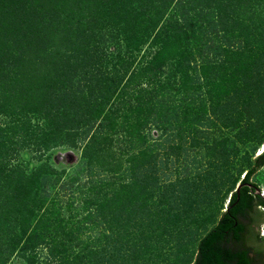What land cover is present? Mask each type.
<instances>
[{
  "label": "trees",
  "instance_id": "obj_1",
  "mask_svg": "<svg viewBox=\"0 0 264 264\" xmlns=\"http://www.w3.org/2000/svg\"><path fill=\"white\" fill-rule=\"evenodd\" d=\"M97 1L100 7L89 6L93 0H74L77 8L54 16L48 8L50 15L29 23L26 45L23 38L15 39L23 52L15 55L13 65L20 62L24 76L37 52L45 50L56 73L52 88L36 97L32 111L13 117L10 126L0 125V237L14 236L4 248L0 241V264L8 259L9 245L27 250L25 264H138L145 252L156 250L152 244L158 240L147 233L160 228L163 234L170 222L185 219L179 211H185L188 187L171 182L154 189L166 176L154 170L155 153L166 151V142L168 151L174 150L172 139L179 132L186 141L190 138L191 115L201 118L193 127L197 137L211 127L210 115L216 111L204 109L208 83L216 93L228 94L221 100L223 125L243 129L237 141L264 137V0ZM2 24L0 43L6 51L4 43L11 42L13 32ZM31 36L38 39L39 50L33 49ZM238 37L248 41L242 44ZM38 114L43 121L35 123ZM151 127H164L165 144L150 137ZM17 137L34 139L44 150L65 143L72 149L83 146L85 177L74 172L66 178L62 171L14 163ZM144 155L151 157L146 188ZM246 158L238 159L225 146L219 158L224 179ZM263 165L264 150L240 182L251 181ZM254 194L244 185L239 193L231 191L226 210L199 238L192 264H252L244 231ZM260 204L264 207L261 198ZM262 222L264 217L259 227ZM112 226L121 234L133 228L126 235L136 239L129 256L125 236L111 240ZM255 237L264 242L259 229ZM168 258L163 264L188 260Z\"/></svg>",
  "mask_w": 264,
  "mask_h": 264
},
{
  "label": "rangeland",
  "instance_id": "obj_2",
  "mask_svg": "<svg viewBox=\"0 0 264 264\" xmlns=\"http://www.w3.org/2000/svg\"><path fill=\"white\" fill-rule=\"evenodd\" d=\"M93 2H90L89 6L96 5V7H100V1L93 0ZM69 7L71 9L77 8L74 0H0V21H3L4 24L2 25L8 26L13 32L10 36L11 42L5 41L4 43V46L8 47V50L4 51L2 43H0V59L1 57L6 58L3 62L0 61V109L5 110V112H0L1 126H10L14 122L13 117L26 115L28 111H32L37 104L36 97H42L48 89L52 88L51 84L54 81L52 76L56 73L54 68L50 67V54L45 52V50L43 54L37 52V56L35 55L32 65L30 64V72L24 76V69L20 68V62L16 63L19 67L13 65L15 55L17 56L23 52L22 44L19 47L15 44V41L21 37L26 40L22 42L26 45L31 31V25L29 23L34 24L40 16L43 19L46 18L45 15L49 14L48 8H50L51 14L54 16L58 10H66L69 12ZM261 16L264 17V11ZM244 28L245 25L244 27L241 26L236 29L240 31ZM236 31L238 32V30ZM240 39L238 37V40L242 44L248 41V38L244 40ZM30 42L34 50H39L40 46L36 37L31 36ZM105 43L107 42L104 41L102 44ZM260 43L263 44L261 41ZM249 44L252 45L248 42ZM257 49L259 50L260 47L257 46ZM228 54L229 52L226 51V55ZM229 55V58H231L232 55ZM9 56L10 58L8 59L7 57ZM241 58L243 57L241 56ZM4 74L7 76L2 78ZM212 76L213 74L210 75V81L212 80ZM204 91L209 96L204 109L205 111L211 112V114L216 111V115H210L214 117V120L210 124L208 123L211 127H208L207 131L201 132L204 133L203 137H197L195 132L198 131L193 129L196 126L195 123L200 121L201 118L198 119V116L194 117L192 115L190 116V131L186 132L190 135L187 141L181 132L177 133V131H173V133H177L172 139L174 150L168 151L169 143L166 142L167 144H165L166 134L163 131L164 127L159 131L151 127L152 131H149L150 137L166 145V151L162 148H159L158 153L155 151L157 159L155 160L156 166L154 170H156L157 175H164L165 173L166 176L161 177L160 185L154 187V189L156 188L158 192L159 189H164L163 186L166 183L171 182H175L174 187L187 186L188 189L184 195L186 201L182 204V209L185 207V211L184 213L179 211L185 219L183 221L180 220L175 225L173 222H170L166 227V232L164 231L163 234L160 228H156L155 234L148 232L146 236L150 238V235H152L158 240L156 244H154V241L152 244L157 249L145 252V255L141 257L138 264H152L157 261L163 264V258L168 255V260L182 261V259L188 258L185 264H192L199 238L215 224L221 213L225 211L231 191L236 189L240 179L243 178L245 169L253 164V158L262 152L260 148L264 137L252 143H242L241 141H237L236 135H240L243 129L240 130L239 127H226L223 125L224 108L222 107L221 100L225 99L228 94L221 90L216 93L217 90L213 89L210 83H208ZM197 107L201 106L197 105ZM194 111H198V114L202 113V110L199 108L194 109ZM13 112L15 113L13 114ZM33 117L36 119L35 123L38 120L43 121L40 114L37 116L33 115ZM193 120L195 121L193 122ZM17 139L20 142L13 159L14 163L21 162L29 169L37 167L39 169H49L50 171H62L67 176L66 178L71 177L72 174H76L74 172H79L78 174L81 177H85L86 164L82 156L83 146L72 149V147L65 143L58 147L44 150L34 139L31 140V138H28L24 140L21 137H17ZM150 139L148 140L150 141ZM225 146H228L229 150L233 153L235 152L238 159H241L242 156L243 158L247 157L244 166L236 170V172L234 169L233 176L228 181L223 177L219 159L222 156ZM150 159V155H144V160L142 161L143 175L145 177L144 184H146L144 187L147 186L149 180L151 181L152 178L151 172L149 171ZM49 176L52 178L51 174ZM251 181L264 188V165L252 175ZM48 185L51 184L49 183ZM172 192L175 193L174 191ZM211 219H213L212 222ZM185 224L189 226L185 227ZM4 226V228H8L7 225ZM126 226L128 227V225ZM153 227L154 225L150 228ZM262 227H264V224L261 225V230ZM115 229L117 228L112 226L113 233L111 232V240L115 241L120 235L125 236L127 241L124 243V246L126 247V252H128L126 254L129 256L128 254H131L133 248L132 243L136 239L126 235L129 232L131 233L133 228L131 230L128 228L122 234L116 232ZM10 239H14L12 234L8 233L6 235L1 233L0 241L2 242V248L7 246V243L10 244ZM8 250L11 252H6L8 253V259L4 261V264H25L24 255L28 253L25 248L21 247V245L12 248L9 245Z\"/></svg>",
  "mask_w": 264,
  "mask_h": 264
},
{
  "label": "flooded vegetation",
  "instance_id": "obj_3",
  "mask_svg": "<svg viewBox=\"0 0 264 264\" xmlns=\"http://www.w3.org/2000/svg\"><path fill=\"white\" fill-rule=\"evenodd\" d=\"M244 186H248L254 189L255 193V187L252 186L251 184L253 183L252 181H245ZM257 194V193H256ZM255 196V206L248 212V219H247V227L244 231V235L247 238V245L251 248L249 252V256L252 258L251 262L252 264H258V262L261 261L262 264H264V242L258 241L256 239V233L257 230H260L261 233V225L259 227V222L260 220L264 217L259 211L264 210V207L260 204V197L258 194ZM261 236L264 238V236L261 234Z\"/></svg>",
  "mask_w": 264,
  "mask_h": 264
},
{
  "label": "water",
  "instance_id": "obj_4",
  "mask_svg": "<svg viewBox=\"0 0 264 264\" xmlns=\"http://www.w3.org/2000/svg\"><path fill=\"white\" fill-rule=\"evenodd\" d=\"M262 153V152H261ZM245 184H248V183H245V182H240L235 191H237L238 193L240 192V189L243 185ZM257 184V183H256ZM254 183H252L251 185L255 187V190H256V193L258 194V196L264 201V188L259 186V185H256ZM226 210V209H225ZM261 229V228H260ZM262 234V233H261Z\"/></svg>",
  "mask_w": 264,
  "mask_h": 264
},
{
  "label": "built area",
  "instance_id": "obj_5",
  "mask_svg": "<svg viewBox=\"0 0 264 264\" xmlns=\"http://www.w3.org/2000/svg\"><path fill=\"white\" fill-rule=\"evenodd\" d=\"M261 148L264 150V141H263L262 144H261ZM261 148H260V149H261ZM261 233H262V235L264 236V227H262Z\"/></svg>",
  "mask_w": 264,
  "mask_h": 264
},
{
  "label": "bare ground",
  "instance_id": "obj_6",
  "mask_svg": "<svg viewBox=\"0 0 264 264\" xmlns=\"http://www.w3.org/2000/svg\"><path fill=\"white\" fill-rule=\"evenodd\" d=\"M261 150L263 151V149L261 148Z\"/></svg>",
  "mask_w": 264,
  "mask_h": 264
}]
</instances>
